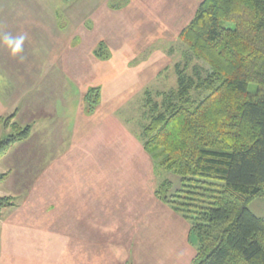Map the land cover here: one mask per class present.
I'll return each instance as SVG.
<instances>
[{
  "label": "crops",
  "instance_id": "obj_1",
  "mask_svg": "<svg viewBox=\"0 0 264 264\" xmlns=\"http://www.w3.org/2000/svg\"><path fill=\"white\" fill-rule=\"evenodd\" d=\"M59 1L64 4L60 6ZM59 1L56 3L62 7L61 10H49L54 20L48 22L43 19L46 11L38 1L6 0L4 2L0 0V7L7 6L0 12L8 14L0 16V29L3 30L0 35H11L12 32L11 36L15 37L22 32L27 33V30L42 28L43 31L46 29L51 43L58 50V54L53 56L52 53L46 52L45 54L41 50L27 52L24 48L25 59L20 62L19 58L15 60L10 58L8 52L0 47V141L10 134L13 124L22 128L29 126L31 128L30 137L17 143L16 147L9 151V153H14V156H10V161L15 163L21 160L23 162L24 153L29 152V157L25 158L22 163L25 168L33 165L32 162H36L35 166L38 167V163L44 156H51L50 163H54L53 165L59 169V165L63 163L61 160L65 157L63 152H66L68 171L74 174L75 169L69 167L70 161L73 163L72 157L81 158L78 164H81L84 159L81 166L90 162L89 157L85 160V154H82V152H90V136L85 129V112L89 114L90 101L88 99L86 101L83 94L85 92L88 95L92 87L82 91L78 88V93L70 92L60 77H68L71 73L67 72L68 67H72V74H75L74 64L87 61L85 58L75 57L69 50L72 45L75 48L76 42L84 44L90 33V30L85 31V28L87 23H91V17L85 19L83 23L76 24L75 17L79 14L75 13L79 10L86 15L100 12V6L97 9H91L90 3L93 0ZM110 1L101 0L103 12L107 10V4ZM27 4L29 5V16L27 15ZM31 19L33 21H29ZM64 24L69 25V36L60 33ZM42 31L39 38H27L28 41L38 45V39L43 36ZM27 39L25 44H27ZM64 41L63 49H60V43ZM94 54L99 56L96 51ZM79 83L83 84V82ZM65 88L70 95L69 93L66 96L63 95ZM58 92H61L60 95ZM62 106L63 109H60L59 107ZM10 118H12L11 121H5ZM84 143L87 145V150L84 148ZM40 152H50V154L41 156ZM31 158L32 160L29 161ZM102 161L105 160L99 158L97 161L98 172L96 174L99 178L94 176L93 180L87 182L84 175L77 179L74 175V179L65 183L68 189L66 200L61 201L57 197L50 200L49 214L59 221L60 218L65 217L64 219L70 222L66 224L67 227L56 223L50 228H37L36 223H39L37 220L42 216L35 211L31 213L33 219L28 222L27 220L22 221L30 213L19 212L10 215L12 225L7 228L2 226L5 243L0 246L1 254L4 255L0 264H60L59 262L97 264L93 263L96 261V256L91 258L90 253L97 255L101 252L103 254L106 252L104 251L107 249L106 246L112 249V264H158L156 262L159 260L160 264H190L192 262L196 255L195 248L191 251L189 259L186 253V242L190 241V231L189 234L187 233L188 239L186 235L182 240L184 246L180 247V235L176 229L177 225L179 227L182 225L184 229L189 226L191 230V223L182 214L175 212L171 206L162 203L156 197L155 191L160 182L152 186L151 190V186H146L143 180L123 181L118 177V180L112 181L108 186L105 179L108 166L101 164ZM152 162L154 164V159ZM4 163L7 165V162ZM10 164L12 163L8 162V165ZM145 168H140L138 171L145 170ZM110 169L112 170L113 167ZM155 169L156 166H150L151 171ZM42 170L34 168L32 172L41 173ZM113 172H117L116 167ZM117 173L122 175L123 167H120ZM26 179H20V183L24 184L21 189L30 187V190L34 189V192H37L40 188L37 187V183L34 186ZM54 188L52 185L51 189ZM57 188L59 189L58 185ZM38 198L39 196H30L25 199L24 203L39 205ZM63 204L66 205V212L54 214L53 211L61 210L59 206ZM132 205L135 206L132 214L122 213L125 206ZM119 219L123 221L121 224H119ZM33 224L35 228H30ZM172 224L173 228H171ZM12 237L18 239L11 240ZM154 255H159V259L156 260ZM175 255H180L181 261L176 260L173 257Z\"/></svg>",
  "mask_w": 264,
  "mask_h": 264
},
{
  "label": "trees",
  "instance_id": "obj_2",
  "mask_svg": "<svg viewBox=\"0 0 264 264\" xmlns=\"http://www.w3.org/2000/svg\"><path fill=\"white\" fill-rule=\"evenodd\" d=\"M179 40L212 69L209 94L165 113L149 102L144 148L177 179L161 182L155 195L188 221L184 209L195 215L191 264H264V219L249 209L264 196V0H203ZM194 84L180 76L179 93L188 96ZM92 92L100 88L90 90V102ZM30 133L13 124L0 161ZM9 207L14 199L0 198V210Z\"/></svg>",
  "mask_w": 264,
  "mask_h": 264
},
{
  "label": "rangeland",
  "instance_id": "obj_3",
  "mask_svg": "<svg viewBox=\"0 0 264 264\" xmlns=\"http://www.w3.org/2000/svg\"><path fill=\"white\" fill-rule=\"evenodd\" d=\"M34 1H38L40 6L47 12H45L43 19L48 20V22L54 20L49 14V10H61L62 8L56 3L59 0ZM202 1L111 0L107 4V10L103 12L101 0H93L90 3L91 9H97L100 6V12H92L86 15L79 10L75 13L76 15L79 14L75 17L76 24L83 23L85 19L91 17V23H87L85 28V31L90 30V33L84 44L76 42L75 48L72 45L69 50L75 57L85 58L87 61L74 64L75 74H72L73 68L68 67L69 69L66 70L71 73L68 74L67 78L60 77V80L63 79L64 85L66 84L65 87H68L70 92L78 93V88L79 91L89 87L100 88L99 93L92 92L88 96L91 100L89 103L90 111L89 114L85 112V129L90 136V152H82V154H85V160L89 157L90 162L81 166L84 159L81 164H78L81 158L78 156L72 157L73 163L70 161L69 167L75 169L73 174L68 171V154L66 152H63L65 157L61 160L63 163L59 165V169L56 165H53L54 163H50L51 156H44L38 163V167L35 166L36 162H32L33 165L25 168L22 163L25 158L29 157V152L24 153L23 162L19 160L15 163L9 159L10 156H14V153L7 152L6 156L0 161V198L13 197L17 208L9 207L0 210V246L5 243L3 238L4 227L2 226L7 228L12 225L11 214L30 213L27 217L24 215L25 219L22 221L27 220L26 222H28L33 219L31 213H34V211L40 213L42 217L37 220L39 223H36V227L42 229L45 227L50 228L52 224L56 223L59 226L69 224L70 222L65 220L64 216L65 219L60 218L59 221L49 214L50 200L54 197L61 201L66 200L65 196L68 194V189L65 183L74 179V175L76 179L84 175L87 182L93 180L94 176L99 178L96 174L99 158L105 160L101 164L108 166L105 176L108 186L112 181L118 180V177L123 181L143 180L146 186H151V190L152 186L154 187L165 180L174 181L175 183L177 179L165 171H159V168L150 170V166H155V164L152 162L153 156H149L144 148V130L150 124L152 116V107L149 102L153 103L152 106L157 105L158 113H165L170 104L175 107L181 105L195 107L209 94L206 82L212 74V69L203 61L196 59L179 40V34L192 20ZM63 4L64 2L59 1L60 6ZM5 7L7 6H1L0 10ZM26 8L29 16L28 4ZM6 15L8 14L0 12V16ZM45 30L42 31V28L27 30L28 38H39L41 31L43 32L41 39H38V45L27 39V44L24 46L27 52L41 50L45 54L46 52L52 53L53 56L58 54L57 48L50 41L48 30L46 32ZM2 31L0 29V32ZM69 31V25L64 24L60 33L69 36ZM10 34L12 35V32ZM64 43L65 41L60 43V49H63ZM94 51L98 53L99 58L94 54ZM70 64L72 63L70 62ZM180 76L186 79L191 78L195 83L188 96L179 93ZM79 82H83V84ZM70 92H67L65 88L63 95L66 96L67 93L70 95ZM60 93L58 92V95ZM84 95L87 101L85 92L83 97ZM52 98L54 100L55 96ZM63 98L67 100L66 97ZM96 99L100 102L98 104L92 103ZM59 108L63 109V106ZM16 145L11 149L15 148ZM84 148L87 150L86 143H84ZM40 153L41 156L50 154V152ZM58 153L61 154L62 152ZM31 160L32 158L29 161ZM4 162H7V165ZM8 162L12 164L8 165ZM110 167H113V169L116 167L117 172L120 167H123L122 175L113 172ZM144 167H146L145 170L138 171V169ZM34 168L43 170L41 173L32 172ZM20 179H26L34 186L37 183L40 190L37 189V192H34V189L30 190V187L21 189L24 184L20 183ZM52 185H54V189H51ZM57 185L58 190L56 189ZM28 196H39L37 199L39 205H26L24 202L25 199L29 198ZM175 202L180 203L176 198H173L172 203ZM59 207L61 210H54V214L56 212H66L65 204ZM134 207L133 205L125 206L122 213L132 214ZM178 207L181 208V211L184 209L181 206ZM249 209L254 215L264 219V196L253 201L249 205ZM184 212H187L192 218V221H189L193 226L197 222L194 218L195 215L193 213L189 214L187 209H184ZM192 212H195L194 209H192ZM122 219H119V224L123 222ZM177 227L181 247L184 246L182 240L190 229L189 226L186 229L182 225L180 227L177 225ZM30 228H35L34 224ZM171 228H173V224ZM17 239L11 238V240ZM180 242L177 241V243ZM110 246L112 245L110 244ZM106 248L108 249L107 246ZM107 249L104 250L106 252L103 254L101 252L97 255L90 253L91 258L96 256V261L93 263L102 264L106 262L112 264L113 252L112 249H108L109 251ZM182 250L183 248L180 250L181 253ZM192 250H194V247L190 241L189 243L186 242L187 259H189ZM3 256L0 249V260ZM173 257L181 261L180 255ZM154 258L158 260L159 255H154ZM156 263L160 264V260Z\"/></svg>",
  "mask_w": 264,
  "mask_h": 264
},
{
  "label": "clouds",
  "instance_id": "obj_4",
  "mask_svg": "<svg viewBox=\"0 0 264 264\" xmlns=\"http://www.w3.org/2000/svg\"><path fill=\"white\" fill-rule=\"evenodd\" d=\"M27 38V33L24 32L15 37L9 34H3L0 35V47L4 48L8 52L10 58L14 60L19 58V61L23 62L25 59L23 55L24 44Z\"/></svg>",
  "mask_w": 264,
  "mask_h": 264
}]
</instances>
